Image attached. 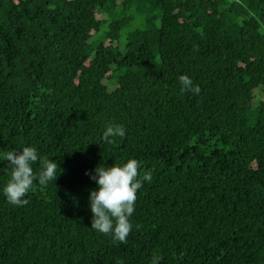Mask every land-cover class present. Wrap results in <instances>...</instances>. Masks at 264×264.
<instances>
[{
    "label": "trees",
    "instance_id": "trees-1",
    "mask_svg": "<svg viewBox=\"0 0 264 264\" xmlns=\"http://www.w3.org/2000/svg\"><path fill=\"white\" fill-rule=\"evenodd\" d=\"M23 146L60 169L16 206ZM129 158L152 180L119 243L90 174ZM157 261L264 264V0H0V264Z\"/></svg>",
    "mask_w": 264,
    "mask_h": 264
},
{
    "label": "clouds",
    "instance_id": "clouds-1",
    "mask_svg": "<svg viewBox=\"0 0 264 264\" xmlns=\"http://www.w3.org/2000/svg\"><path fill=\"white\" fill-rule=\"evenodd\" d=\"M178 79L182 91L200 93L199 85H195L189 75L182 74ZM125 135L124 126L112 124L106 127L103 139L107 143H113L114 138H123ZM4 159L11 169V177L3 187V195L10 204L16 206L28 203L26 196L34 181L47 186L49 182H55L59 174L58 163L54 159L41 157L35 146L9 150ZM37 162L42 167L35 173L32 165ZM139 168V161L129 158L126 162L114 163L111 166L98 165L90 174V178L97 185L89 194V206L93 214L91 229L102 234H111L114 242H126L133 228L131 217L135 211L138 190L144 182L152 180L150 171L141 177Z\"/></svg>",
    "mask_w": 264,
    "mask_h": 264
}]
</instances>
